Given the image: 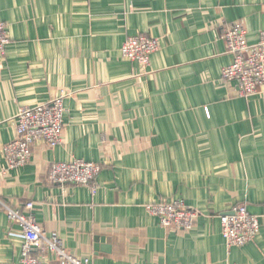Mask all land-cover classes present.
<instances>
[{
	"label": "crops",
	"instance_id": "1",
	"mask_svg": "<svg viewBox=\"0 0 264 264\" xmlns=\"http://www.w3.org/2000/svg\"><path fill=\"white\" fill-rule=\"evenodd\" d=\"M11 42L0 55V199L34 202V217L90 264H264V87L224 81L225 29L249 43L264 0H0ZM160 39L148 72L122 56L128 36ZM63 96L61 142H37L3 171L21 107ZM208 112V113H207ZM102 166L87 185L50 181L54 162ZM184 198L191 230L160 225L145 204ZM246 203L260 231L228 248L220 215ZM22 230L0 205V264H18Z\"/></svg>",
	"mask_w": 264,
	"mask_h": 264
},
{
	"label": "built area",
	"instance_id": "2",
	"mask_svg": "<svg viewBox=\"0 0 264 264\" xmlns=\"http://www.w3.org/2000/svg\"><path fill=\"white\" fill-rule=\"evenodd\" d=\"M224 39L230 63L222 70L224 81H237L242 96H251L264 87V31L254 43L247 39V29L238 21L225 29ZM11 42L7 24L0 20V55L6 54ZM160 49V39L147 34L128 36L122 46V56L139 64L147 73L151 56ZM63 96L34 106L21 107L12 118L16 137L3 146L7 171L30 162L33 146L45 142L57 146L61 142L64 114ZM208 113V112H207ZM102 166L84 159L72 162H54L49 171L50 181L57 184L87 185L95 194L99 187L98 176ZM9 220L22 230L24 243L18 264H90L89 258H80L69 253L59 234L47 232L34 217V202L14 208L0 199ZM147 212L158 218L161 226L174 230H191L199 216V210L189 207L184 198L160 200L145 204ZM222 235L228 248L245 246L252 242L260 231L259 216L250 213L246 203L236 205L230 212L220 216Z\"/></svg>",
	"mask_w": 264,
	"mask_h": 264
}]
</instances>
